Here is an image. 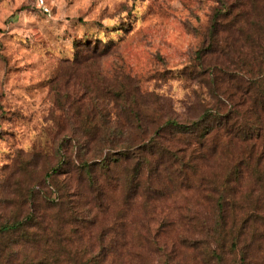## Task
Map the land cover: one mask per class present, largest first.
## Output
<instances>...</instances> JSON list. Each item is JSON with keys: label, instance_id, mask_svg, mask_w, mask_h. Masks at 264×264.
I'll list each match as a JSON object with an SVG mask.
<instances>
[{"label": "trees", "instance_id": "obj_1", "mask_svg": "<svg viewBox=\"0 0 264 264\" xmlns=\"http://www.w3.org/2000/svg\"><path fill=\"white\" fill-rule=\"evenodd\" d=\"M237 4L243 25L236 48L256 42V52L264 56V0ZM112 47L101 39L79 41L74 59L60 62L53 80L68 73L84 96L68 100L69 107L77 106L68 116L71 127L60 138L51 172L38 180L31 170L32 159L42 155L37 148L32 159H21L18 151L19 159L2 167L0 264H154L142 262L144 254L159 255L157 264H189L186 255L192 264H228L233 253L239 255L234 264H264L253 254L264 251V224H257L264 222V197L256 196L264 195V69H248L252 75L246 79V72L227 76L229 87L216 92V106L203 108L195 120L180 121L123 68L110 81L98 71L86 75L84 68ZM231 48L215 51L212 66L230 71L228 62L236 55ZM185 71L195 76L193 69ZM106 98L121 110L114 119L105 111ZM150 117L157 123L150 124ZM232 143L242 149L230 152L232 166L220 173L210 159L215 156L220 166ZM191 189L210 212L209 219L197 222L198 233L177 228L203 215L191 209L189 219L164 215L153 229L154 205ZM140 205L146 208L138 217ZM133 235L143 244L133 248Z\"/></svg>", "mask_w": 264, "mask_h": 264}, {"label": "rangeland", "instance_id": "obj_2", "mask_svg": "<svg viewBox=\"0 0 264 264\" xmlns=\"http://www.w3.org/2000/svg\"><path fill=\"white\" fill-rule=\"evenodd\" d=\"M45 1L51 15L42 12L37 0H0V176L4 165L19 159L18 151L24 160L32 159L34 148L42 152L40 157L32 159L31 165L38 180L58 162L60 138L70 129L68 116L77 106L69 107L68 100L77 101L78 95L83 97L84 93L78 89V81L74 88L75 80L66 72L58 80L53 79L62 60L74 59L79 41L101 39L114 44L98 63L84 68L88 77H94L98 71L110 81L115 71L123 68L143 93L159 97L161 106L180 121L195 120L203 108L216 106V92L229 87L227 76L239 78L246 72V79L252 75L248 69L255 72L259 66L264 69V56L256 52L260 51L256 42L252 46L246 43L243 48L235 46L238 27L243 25V16H238L241 12L238 0ZM222 10L226 13L222 14ZM236 13L240 19L237 23ZM228 26L230 29L225 30ZM250 33L255 40L254 28ZM212 36L217 39L212 40ZM239 40L243 42L240 36ZM224 46H231L236 53L228 62L230 71L212 66L214 52ZM186 69H193L195 76H185ZM231 89L235 91V87ZM104 104L110 119L121 111L108 98ZM226 109L230 107L222 112L226 113ZM148 120L150 124L157 123L151 117ZM123 121L119 122L121 126ZM240 149L241 144H230L222 164L219 166L214 156L211 165L225 173L232 166L228 160L230 152L237 153ZM246 183L247 180L242 182L244 187ZM144 208L140 205L136 216H141ZM154 208L155 213L149 219L153 229L164 215L175 220L189 219L191 209L192 213L203 215L188 223L183 220L177 228L198 233L197 222L204 216L209 219L210 215L204 200L192 189L185 194H174ZM140 242L133 235L130 245L135 248L143 244ZM72 245L78 248V243L73 241ZM253 254L264 258V251L255 250ZM184 258L192 264V256ZM143 259L157 264L159 255L151 259L144 254L142 262ZM235 262H239L237 253L227 259L228 264Z\"/></svg>", "mask_w": 264, "mask_h": 264}, {"label": "built area", "instance_id": "obj_3", "mask_svg": "<svg viewBox=\"0 0 264 264\" xmlns=\"http://www.w3.org/2000/svg\"><path fill=\"white\" fill-rule=\"evenodd\" d=\"M37 5L38 7L42 10V12L44 14H47V15H51V9L50 7L47 5L46 1L45 0H37Z\"/></svg>", "mask_w": 264, "mask_h": 264}]
</instances>
